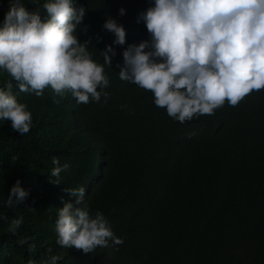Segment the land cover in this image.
I'll list each match as a JSON object with an SVG mask.
<instances>
[{
  "label": "trees",
  "instance_id": "trees-1",
  "mask_svg": "<svg viewBox=\"0 0 264 264\" xmlns=\"http://www.w3.org/2000/svg\"><path fill=\"white\" fill-rule=\"evenodd\" d=\"M44 2L24 0L42 20ZM153 4L73 0L74 7L85 8L76 35L81 43L90 41L93 59L104 65L101 53L107 45L116 53L111 67L104 65L110 81L106 102L102 96L99 103L78 104L70 92L61 98L51 88L41 96L23 93L12 81V92L32 113V123L21 136L0 120V264H48L53 255L63 257L57 264H88L81 250L56 243L58 210L65 202L86 206L92 216L101 212L123 239L121 245L97 248L103 255L91 264H264V235L239 223L235 256L222 240L228 221L236 217L264 228V91L181 124L155 106L151 92L120 80L124 49L150 40L137 18ZM8 10L9 0H0V26ZM109 17L125 28L124 45L114 44L115 35L103 28ZM10 80L0 70V88ZM91 139L102 141L108 167L123 175L109 170L92 188L87 186L96 165ZM246 140L253 141L237 150ZM54 157L69 165L59 184L51 182L57 180L51 176ZM17 180L29 194L9 208L4 201ZM78 186L85 188L81 205L66 191ZM19 216L23 224L12 234L11 220ZM201 249L212 252L213 259H202Z\"/></svg>",
  "mask_w": 264,
  "mask_h": 264
},
{
  "label": "clouds",
  "instance_id": "clouds-1",
  "mask_svg": "<svg viewBox=\"0 0 264 264\" xmlns=\"http://www.w3.org/2000/svg\"><path fill=\"white\" fill-rule=\"evenodd\" d=\"M43 9L46 19L42 20L39 10L30 12L24 0H9L0 26V70L11 77L6 87L0 88V120L9 121L11 129L21 136L31 130L32 113L18 102L12 81L20 92L37 96L46 88L61 98L70 92L78 104L99 103L102 96L106 102L109 98L104 91L110 83L104 65L111 67L116 53L112 45H107L101 53L102 65L93 59L90 41H79L76 32L85 8L74 7L73 0H45ZM119 12L125 14L123 8ZM137 19L145 23L150 40L124 49L119 79L151 92L155 106L165 109L173 120L183 124L212 116L225 103L236 107L253 92L264 91V0H154ZM103 28L115 35L114 44H125V28L115 19L109 17ZM91 140L96 165L87 186L92 188L109 170L123 176L118 169L108 167L102 141ZM252 141L241 142L237 150L243 152ZM53 164L56 166L51 176L57 180L51 182L59 184L61 172L69 165L61 166L55 157ZM66 191L76 198V204H83V186ZM28 194L17 180L4 203L12 208ZM23 221V216L11 220L12 234ZM239 223L253 234L264 235L261 225H253L246 218L228 221L222 240L234 256L239 246ZM55 231L56 243L61 248L81 250L88 264L102 257L97 248L123 243L101 212L92 216L86 206L74 207L71 202L59 208ZM19 243L23 245L25 240ZM195 246L194 242L190 249ZM213 255L205 249L199 253L205 261L212 260ZM62 258L53 255L48 264H57Z\"/></svg>",
  "mask_w": 264,
  "mask_h": 264
},
{
  "label": "bare ground",
  "instance_id": "bare-ground-1",
  "mask_svg": "<svg viewBox=\"0 0 264 264\" xmlns=\"http://www.w3.org/2000/svg\"><path fill=\"white\" fill-rule=\"evenodd\" d=\"M72 113V112H71ZM62 183V182H61ZM127 198H129V197H127ZM127 201H129V200H127ZM130 203V202H129ZM129 203H128V208H130V205H129ZM132 203V202H131ZM132 206V205H131ZM123 208V207H122ZM121 211H122V209H121ZM128 212V211H127ZM125 214H127V213H125ZM122 219V218H121ZM120 219V220H121ZM117 248V247H116ZM85 258V257H84ZM82 261V260H81ZM84 264V263H83Z\"/></svg>",
  "mask_w": 264,
  "mask_h": 264
}]
</instances>
